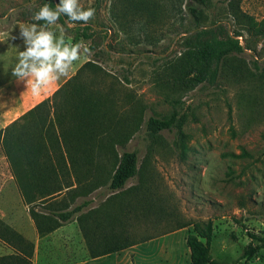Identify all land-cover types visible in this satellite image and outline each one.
<instances>
[{
    "label": "rangeland",
    "instance_id": "1",
    "mask_svg": "<svg viewBox=\"0 0 264 264\" xmlns=\"http://www.w3.org/2000/svg\"><path fill=\"white\" fill-rule=\"evenodd\" d=\"M79 2L84 8L95 9L92 19L67 24L71 32L58 21L43 30L51 31L53 44L62 48L63 44L71 47L74 29L79 28L81 35L83 26H90L93 38L80 39L89 47V54L76 64L91 60L108 73V78L97 76L96 88L109 93L119 112L133 116L135 108L142 110L137 132L124 149L117 147L119 154L137 152L139 174L118 195L108 190L106 182L93 196L96 207L107 199L121 201L118 206L124 214L125 242H139L127 253L111 254L108 264H191L186 238L194 224L206 222L213 228L209 246L212 260L222 264L243 261L242 254L251 242L249 234L264 239V0H210L208 7L193 0L182 1L203 10L202 25H222L229 34L241 32L240 44L252 50L227 56L215 84L193 88L177 81L190 51L182 48L181 36L193 32V20L185 11L177 17L175 13L166 16V24L158 34L156 30L153 46L144 41L132 45L113 23V0ZM41 5V0H0V32L14 27L19 33L21 26L37 24L33 14ZM162 5L168 14L169 0H162ZM232 5L252 18L253 29L236 24ZM178 29L185 33L177 35ZM99 31H106L104 41ZM24 47L19 42L0 59L1 84L14 78L11 70ZM33 100L29 105L40 100L39 96ZM174 112L183 118V156L176 145V129L160 132L155 140L146 132L149 117L164 118ZM145 181L148 193L143 188L133 190ZM11 218L15 225V217ZM17 219L20 229L28 227L25 214ZM68 247L61 249L63 254L51 248L46 264L85 261L83 246L76 248L74 258ZM247 264H264V248Z\"/></svg>",
    "mask_w": 264,
    "mask_h": 264
},
{
    "label": "trees",
    "instance_id": "2",
    "mask_svg": "<svg viewBox=\"0 0 264 264\" xmlns=\"http://www.w3.org/2000/svg\"><path fill=\"white\" fill-rule=\"evenodd\" d=\"M182 1L169 0L167 14L162 0H113L112 20L128 43L137 45L144 41L153 46L156 30L158 34L166 24V16L175 13L177 17V14H183L185 11L193 20L191 24L193 32L181 36L182 48L190 51L187 55L189 60L185 57L180 67V73L183 75L179 76L177 81L187 88L200 84L213 85L220 76V65L227 56L242 53L244 49L252 50L240 44L238 38L242 37L241 32L229 34L222 25H202L203 10L198 9L196 5L208 7L207 2L210 0H193L196 4L194 6L188 3L183 5ZM41 2L43 4L47 2L49 7H54L56 4L54 0H41ZM231 9L237 25L247 24L253 29L252 18L239 12L234 5ZM36 23L45 28L48 26L43 21ZM58 23L66 31L71 32L72 29L67 24L75 22L62 16ZM78 29L73 30L76 34L72 38V44L80 39L93 38L94 35L88 32L91 30L90 26L84 25L81 35H78ZM180 30H177V35L185 33ZM98 33H103L101 40L107 38L106 31ZM260 34L262 35V32ZM256 64L257 61L254 60L252 65L256 67ZM97 76L108 78V73L91 60L84 62L50 98L34 106L0 132L2 151L13 174L18 178L20 190L28 203L41 198L31 200L27 192L32 194L41 192L44 199L41 203L45 204L65 190V197L68 196L73 201L78 196H89L106 182L108 190L118 195L123 191L126 183L139 174L137 152L122 151L119 154L117 147L124 149L137 132L142 121V110L138 111V108H135L136 113L133 116L119 112L115 108V100L109 93L101 92L96 88L99 83ZM185 77H189L187 82ZM182 126L183 118L178 117L174 112L169 117H149L146 121V132L155 140L160 132L176 129V145L180 147V156H183L186 136ZM59 144L63 149H60ZM56 146L58 151L54 149ZM64 154L69 166L65 163L63 166L58 165L60 158L64 160ZM51 158L57 161L56 165L52 163ZM22 175H30L32 180L28 183L19 182ZM141 188L148 193L149 186L146 181L133 190L139 191ZM90 202L83 201L71 210H68L69 205L61 202V205L49 203L50 205L45 208L55 211L58 209L59 213L42 216L30 209V216L38 235L44 236L67 222ZM109 202L111 201L107 199L83 217L77 218L78 224L85 218L93 220L89 225L91 229L89 234L82 232L91 258L117 253L133 245L125 242L127 238H125L126 231L122 219L124 214L120 212L118 206L122 202L112 201L111 205ZM108 207L110 209L106 223L100 215ZM212 232L211 222L193 225V232L186 238L191 264H222L213 261L210 256ZM249 237L251 242L242 254L243 261L235 264H247L259 250L264 248L263 238L251 234ZM0 239L15 250V254L1 256L0 264H32L33 244L1 221ZM252 241H256L257 244H252Z\"/></svg>",
    "mask_w": 264,
    "mask_h": 264
},
{
    "label": "crops",
    "instance_id": "3",
    "mask_svg": "<svg viewBox=\"0 0 264 264\" xmlns=\"http://www.w3.org/2000/svg\"><path fill=\"white\" fill-rule=\"evenodd\" d=\"M0 33H5L6 36L3 40H0V59L5 57L4 55L11 53L14 49V46L19 43L23 42L22 38L20 37L19 33L17 31H14V27H11L8 30H4ZM70 45L63 44L62 47ZM3 54V55H2ZM77 61H73L71 67L69 68L66 75L61 76L58 80L52 82L51 84L47 85L46 87L42 88L39 95H33L29 88L24 87L22 82L17 83L15 78H13L10 83H4L0 85V132L4 130L7 126H9L11 123H13L15 120H17L19 117H21L23 114H25L27 111L32 109L34 106L42 102L43 100H46L47 98H50L51 95L65 82L67 81L71 76L75 74L77 69L82 64H76ZM51 86H54L53 89L49 92H44L46 89L50 88ZM35 96H39V99L36 103H32V105H29L31 102H33ZM60 149H63L62 145L59 144ZM54 149L58 151V147L56 146ZM52 163L54 165L57 164V161L54 158H51ZM64 161V162H63ZM64 163L69 166L68 160L65 158L64 154V160L60 158L58 165L63 166ZM39 179H42V177H39ZM60 179V177H58ZM32 180V176L30 175H22L21 179L19 178V182L28 183ZM73 180V179H72ZM74 187V185H73ZM72 187V188H73ZM41 193V192H40ZM39 192L32 194L30 192H27V196L29 199H38L41 198L35 202L28 203V201L25 200L22 191L20 190V185L18 183V178L13 174L10 164L8 163V160L6 159L1 146V137H0V221L3 222L4 225L9 227L11 230L22 236L26 241L33 244V255L31 262L32 264H46L48 262V251L51 248L56 247L58 249V252L60 254H63L62 248H64V245H68L69 249H71L72 257L74 258V253L78 251L76 248L80 245L83 246L84 254L87 255V258L85 261L76 260L71 261V264H108V257L111 254L97 257V258H91L88 253V249L86 247L85 238L83 235V231L90 232V223L93 221L91 218H85L81 223L77 222L78 217H83L85 214H87L90 210L96 208L95 199L93 198L96 191H94L92 194H90L87 197L78 196L75 197L74 200H70V198L67 196L65 197V190H63L61 193L56 195L52 200L49 202L42 204L43 195H41ZM41 196H40V195ZM47 198V197H46ZM83 201H91L86 207H84L81 211L75 213L67 222L62 223L57 229L54 231L44 235L39 236L38 232L35 228L34 221L32 220L30 216V209H33L36 213L42 215V216H49L52 214L59 213V210L57 211L45 207L49 206L51 203L52 205H56V203L59 205L60 202L62 204H67L70 207L68 210H71L72 208L76 207L77 205L81 204ZM61 205V204H60ZM25 214L27 217V228L20 229L18 227L17 221H18V215ZM11 216L15 217V225L13 223V219ZM101 216V217H100ZM99 217L101 219H104L103 221H106L108 223V208H106L105 212L100 215ZM8 218V219H6ZM19 222V221H18ZM82 225V228H81ZM89 234V233H88ZM90 238V235H89ZM50 240V241H49ZM64 243V245H63ZM133 244L132 246L119 251L117 253H124V251L127 253V249L129 248H135L139 242H130ZM145 245V244H144ZM117 253H112L116 255ZM15 254V250L6 242H4L2 239H0V257L1 256H8Z\"/></svg>",
    "mask_w": 264,
    "mask_h": 264
},
{
    "label": "clouds",
    "instance_id": "4",
    "mask_svg": "<svg viewBox=\"0 0 264 264\" xmlns=\"http://www.w3.org/2000/svg\"><path fill=\"white\" fill-rule=\"evenodd\" d=\"M94 15L95 9L82 7L79 0H59L54 7H49L47 2L41 5L33 14V20L55 25L62 16L72 22H88ZM19 35L25 47L18 51L11 75L33 95H39L42 88L66 75L73 61L89 54V47L81 41L71 47L54 45L52 32L35 23L21 26ZM5 36V33H0V40Z\"/></svg>",
    "mask_w": 264,
    "mask_h": 264
}]
</instances>
